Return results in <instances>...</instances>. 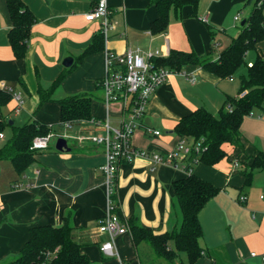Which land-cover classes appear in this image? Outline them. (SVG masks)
<instances>
[{
  "label": "crops",
  "instance_id": "obj_1",
  "mask_svg": "<svg viewBox=\"0 0 264 264\" xmlns=\"http://www.w3.org/2000/svg\"><path fill=\"white\" fill-rule=\"evenodd\" d=\"M97 1L25 0L37 21L32 26L25 56L18 58L8 35L12 20L7 1L0 0V89L13 93L9 102L0 106V119L7 121L13 112L14 124L16 118L21 121L17 126L36 120L52 125L53 130L55 125H60L63 133L59 137L72 134L65 137L69 150L50 145L37 151L23 174L11 160H0V263L19 254L31 227L60 226L69 220L75 227V238L91 261L120 264L118 258L104 257L100 251V242L106 235L99 232L97 220L106 214L109 203L101 169L105 163L104 149L89 141H79L68 128L74 127L78 136L101 132L92 121L95 119L120 124V104L108 109L100 85L107 74V52L169 48L217 58L218 40L226 31L223 24L234 7L245 0H199L198 15H193L189 5L181 11L172 7L168 29L160 33L152 31L157 8L150 0H108L111 26L107 37L104 36V47L79 59L94 36L102 31V19L86 18ZM209 23L218 28L215 38ZM259 46L264 53V41ZM67 56L74 58L71 66L63 63ZM63 72L66 75L62 83L43 100L40 87L48 89ZM239 88L235 77L221 78L201 65L188 64L182 70H173L147 104L140 126L133 133V144L151 151L172 150L180 139L174 128L182 117L201 106L218 113L228 96L240 95ZM14 93L21 95L19 109ZM79 93L93 95L94 118L72 126L61 125L58 99ZM98 93L100 96L96 97ZM257 122L259 131L252 133L243 128L244 119L241 130L245 152L236 151L226 143L229 156L213 165L199 162L193 167L194 173L221 188L199 212L204 255L193 264H264L260 256L264 252V169L256 171L250 184H246L244 174L249 156L264 151V120ZM147 127L159 130L160 134L147 133ZM187 175L182 168L156 164L142 157L122 162L116 197L124 217H137L145 228L155 233L179 226L181 214L173 205V183ZM242 195L246 196L245 201L240 200ZM116 247L129 264H167L148 244L135 247L130 232L117 237ZM253 251L258 255L252 256ZM178 264H189L185 252L181 253Z\"/></svg>",
  "mask_w": 264,
  "mask_h": 264
},
{
  "label": "trees",
  "instance_id": "obj_2",
  "mask_svg": "<svg viewBox=\"0 0 264 264\" xmlns=\"http://www.w3.org/2000/svg\"><path fill=\"white\" fill-rule=\"evenodd\" d=\"M6 1L12 20L8 32L9 40L15 55L22 58L26 54L31 29L37 17L25 0ZM150 2L157 8V17L152 22L154 33L167 31L172 7L181 11L184 6L189 5L193 8V15H198L199 0H150ZM243 3L244 5L253 3L252 10L245 18V23L240 25L241 31L238 36L232 39L217 58L211 54L202 56L194 51L172 50L168 56L154 59L158 65L171 70H182L188 64L201 65L221 78L234 77L243 65H247V72H241L239 75V96H228L218 113L204 106L198 107L175 125L174 131L180 139L202 142L200 150H194L190 154L186 169L194 167L199 162L213 165L229 156L225 148L226 143H230L236 151L245 152V138L241 130L244 119L253 112L255 106L264 108V53L259 46L264 41V0H245ZM208 26L215 38L217 26L212 23ZM104 39L102 31L95 35L79 59L103 48ZM252 50L256 53L255 58L252 62L247 61V55ZM65 75V72L61 73L48 89L40 87L43 100L49 97L52 89L62 83ZM12 97L11 91L0 89V106L8 103ZM92 101L93 95L89 93L67 95L58 99L61 106L60 124L73 125L94 118ZM7 124L9 121L0 119V132L4 131ZM10 125L13 128V135L0 148V160H11L17 171L23 174L33 163L37 153V150L30 148L33 138L51 132L53 126L36 120L28 121L21 126L15 125L14 122ZM249 157L250 161L245 162L244 169L246 184L252 182L257 170L264 169V151H258ZM195 159L198 162H195ZM117 180L116 178L112 195L114 209L128 223L135 247L142 243L148 244L154 254L164 259L167 264H178L183 252L187 254L189 264H193L204 255V248L200 244L203 230L199 212L206 202L221 190L220 187L193 171L174 181L173 205L180 211V225L172 230L155 233L145 228L137 217L128 219L124 217L116 197ZM74 228L69 220H65L60 226L39 224L31 227L30 236L19 254L4 264H91L90 256L83 251L82 244L74 236Z\"/></svg>",
  "mask_w": 264,
  "mask_h": 264
},
{
  "label": "built area",
  "instance_id": "obj_3",
  "mask_svg": "<svg viewBox=\"0 0 264 264\" xmlns=\"http://www.w3.org/2000/svg\"><path fill=\"white\" fill-rule=\"evenodd\" d=\"M109 14L108 0H98L94 7L86 13V18L88 20L102 19V32L107 37L111 26ZM235 19L239 20L240 15H236ZM170 52L169 48L146 52L139 48L128 49L123 53L107 52V74L101 80L100 85L103 88V98L108 109L113 104H120L122 111L120 124L113 125L108 119L102 121L95 119L92 121L97 128L101 129V132L97 130L77 136L81 142L89 141L102 146L104 149L105 163L101 165V169L106 179L109 203L106 214L97 220L99 232L106 235V238L100 242V251L107 258H118L120 264H129V262L119 255L116 239L119 235L130 232L128 223L115 212L112 200L120 164L132 162L135 158L142 157L156 164H169L182 168L189 173L192 172L193 167L186 169V162L194 150L198 151L202 147L201 140L189 141L186 138L179 139L176 146L167 152L151 151L133 144V133L140 126V119L145 114L147 104L158 87L173 71L158 65L154 59L168 56ZM14 96L18 101L17 109H19L22 104L21 95L14 93ZM145 131L152 135L160 134L159 130L151 127H147ZM53 135L54 133L51 131L44 135L35 136L30 148L37 151L49 148ZM62 136L71 137L67 134ZM4 138L5 134L1 131L0 140ZM195 160L198 162L197 159ZM191 162L193 163V159ZM237 165L238 162H236ZM240 200L245 201L246 196L242 195ZM251 255L257 256L258 253L253 251ZM260 256L264 263V252Z\"/></svg>",
  "mask_w": 264,
  "mask_h": 264
},
{
  "label": "rangeland",
  "instance_id": "obj_4",
  "mask_svg": "<svg viewBox=\"0 0 264 264\" xmlns=\"http://www.w3.org/2000/svg\"><path fill=\"white\" fill-rule=\"evenodd\" d=\"M252 7H253V3H249L247 5H244V3H242V4H240V5L238 4L234 7L233 11L228 16L226 23L223 24L226 31L220 34V37L218 40L219 43L217 45V50H216L217 54H219L232 41V39L234 37L238 36V34L241 31L240 25L242 24V20L245 19L250 14ZM238 14L240 15V19L235 20V16ZM255 54H256L255 51H253V50L250 51L247 55V61H252L255 58ZM241 72H244V73L247 72V65L246 64L243 65L240 68L239 72L234 76L236 78V83H238V82L240 83L239 75ZM97 96L99 97L100 94L98 93L96 95V97ZM14 114L15 113L12 112L10 114V117L7 119V121L14 119L15 118ZM261 119L264 120V108H259V107L255 106L253 109V112L245 118V124H244L243 128L245 129V127H246L247 130L249 132H252V133L258 132L259 129H256L258 127L257 121H259ZM20 122L21 121L16 118L15 124L20 123ZM68 129L71 133L74 134L75 137H77L78 133L74 127H69ZM3 132L5 134V138L3 140H0V148L4 145V143L6 141H8L12 137V135H13L12 126L10 124H7ZM53 133H54V135L50 141V145L56 146V142L59 138V134L63 133V128L60 125H55ZM70 135H72V134H70ZM84 135H86V134H84ZM69 140H70V142H72V139H69ZM16 256H11V257L7 258L4 262H1L0 264H4L6 262H9V261L13 260ZM162 260H164V259H162ZM91 264H98V263H97V261H91Z\"/></svg>",
  "mask_w": 264,
  "mask_h": 264
},
{
  "label": "water",
  "instance_id": "obj_5",
  "mask_svg": "<svg viewBox=\"0 0 264 264\" xmlns=\"http://www.w3.org/2000/svg\"><path fill=\"white\" fill-rule=\"evenodd\" d=\"M244 23H245V19L242 20V24H244ZM73 61H74V58L72 56H67L64 59L63 63L65 66H71ZM10 123H13V121L11 120ZM56 148L58 150H69L70 147L68 145L67 139L65 137H59L57 142H56Z\"/></svg>",
  "mask_w": 264,
  "mask_h": 264
}]
</instances>
